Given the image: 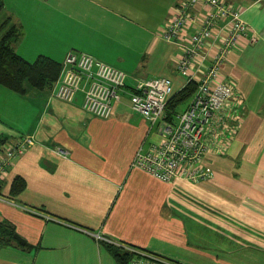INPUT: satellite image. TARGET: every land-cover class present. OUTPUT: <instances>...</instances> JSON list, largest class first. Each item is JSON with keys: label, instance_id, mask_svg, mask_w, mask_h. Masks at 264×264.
Masks as SVG:
<instances>
[{"label": "crops", "instance_id": "0c3cea01", "mask_svg": "<svg viewBox=\"0 0 264 264\" xmlns=\"http://www.w3.org/2000/svg\"><path fill=\"white\" fill-rule=\"evenodd\" d=\"M226 1L248 36L219 71L234 93L206 129L202 166L212 176L165 182L131 165L162 136L159 122L132 109L129 91L161 75L176 97L194 83L167 119L186 107L197 79L180 74L182 48L161 35L185 0H4L1 16L19 28L13 49L25 59L62 64L84 52L126 79L106 118L82 107L86 84L72 101L55 96L56 82L25 94L0 84L10 91L0 88L10 102L0 104V160L13 150L0 173V224L14 232L0 241V264H119L110 245L176 264H264V0Z\"/></svg>", "mask_w": 264, "mask_h": 264}, {"label": "built area", "instance_id": "2783aa9c", "mask_svg": "<svg viewBox=\"0 0 264 264\" xmlns=\"http://www.w3.org/2000/svg\"><path fill=\"white\" fill-rule=\"evenodd\" d=\"M199 6L203 7L201 12L196 11ZM187 29L189 33L184 40L181 34ZM247 30L241 11L226 0H185L175 8L161 35L180 44L182 55L178 70L187 82L197 79V87L186 107L174 119H167L168 101L174 94L171 78L161 75L135 81L129 91L131 107L151 125L159 122L162 139L146 149L140 147L132 166L165 182L177 178L197 182L212 176L202 166L209 149L206 129L234 93L232 85L220 77L219 71L233 46L247 39ZM125 79L126 73L110 63L84 52L69 51L54 92L58 99L72 101L86 84L82 107L106 118L112 114L113 102L121 97ZM12 154L13 150L9 149L0 160V173ZM96 238L107 240L100 234ZM131 252L129 264H176L156 254L134 249Z\"/></svg>", "mask_w": 264, "mask_h": 264}, {"label": "trees", "instance_id": "16d2710c", "mask_svg": "<svg viewBox=\"0 0 264 264\" xmlns=\"http://www.w3.org/2000/svg\"><path fill=\"white\" fill-rule=\"evenodd\" d=\"M4 8V0H0V84L25 94L29 89L43 90L53 86L58 79L62 64L46 55H38L33 61H29L19 55L13 49V43L20 34L19 28L10 17L1 18ZM195 84L186 87V92L176 97L172 96L167 105V113L176 112V106L185 97H189ZM170 116V113H168ZM14 232L0 224V241H7ZM119 264H129L131 253L114 246H107Z\"/></svg>", "mask_w": 264, "mask_h": 264}, {"label": "rangeland", "instance_id": "374dc122", "mask_svg": "<svg viewBox=\"0 0 264 264\" xmlns=\"http://www.w3.org/2000/svg\"><path fill=\"white\" fill-rule=\"evenodd\" d=\"M5 17H7L5 14H3V16H1V18H3V19H4ZM0 21H1V20H0ZM48 36H49V32H48ZM123 69H124V68H123ZM0 88H2V87H0ZM1 90H5L4 92H10V91H8V90L5 89V88H2ZM8 99H9V98H8V95H7V94L0 93V104H2V105H6V104L10 103Z\"/></svg>", "mask_w": 264, "mask_h": 264}]
</instances>
